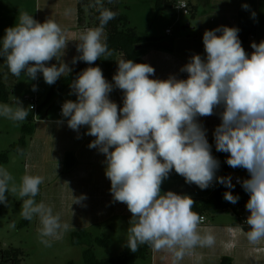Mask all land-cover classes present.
I'll return each mask as SVG.
<instances>
[{"label": "clouds", "instance_id": "clouds-1", "mask_svg": "<svg viewBox=\"0 0 264 264\" xmlns=\"http://www.w3.org/2000/svg\"><path fill=\"white\" fill-rule=\"evenodd\" d=\"M97 5L99 26L80 35V55L73 58V64L83 61L92 65L111 55L105 26L116 13L104 8L102 0H95L93 6ZM238 32V28L227 26L205 30L206 58L191 56L180 69L187 73L186 79L175 75L153 79L155 69L150 64L121 58L112 78L114 84L96 66L84 69L70 85L77 100L63 103L62 116L76 132L86 126L85 134L94 137L88 147L105 155L113 201L125 204L131 213L125 246L133 253L148 245L155 251H170L179 261L198 246L215 244L214 235L199 231L203 218L193 211L194 200L173 191L162 192L161 186L174 170L186 183L202 190L214 180L234 188L231 176H216L219 161L212 155L206 129L198 122V117L212 116L217 108L222 111L213 134L216 150L228 154V166L243 168L250 176L237 180L249 194L246 237L253 244L264 240V40L253 42L249 55ZM67 43L56 21L40 23L22 12L18 22L5 29L0 56L13 76L23 73L35 80L42 73L44 81L52 85L71 72L60 62ZM54 58L58 64L46 66ZM114 87L123 92L122 107L109 98ZM15 101L14 106L0 104V116L24 121L32 106L25 108ZM43 180L42 176L24 175L17 185L12 174L0 167V204H8L6 193L21 200L20 215L29 222L39 218L40 242L50 247L45 237H57L73 225L62 224L51 207L36 202ZM85 199L84 195L74 197L73 204ZM224 199L235 204L239 197L227 191Z\"/></svg>", "mask_w": 264, "mask_h": 264}, {"label": "crops", "instance_id": "crops-1", "mask_svg": "<svg viewBox=\"0 0 264 264\" xmlns=\"http://www.w3.org/2000/svg\"><path fill=\"white\" fill-rule=\"evenodd\" d=\"M185 1L189 3L192 16L197 15L198 12L207 13L214 10L218 16L223 18L224 21L213 25L212 29L224 26V23L236 28L238 17L243 15L254 24L257 30L258 18L261 14L264 16V9L261 7L262 0ZM77 2L78 0H38V22L43 23L47 19H52L64 30L68 43L60 62L66 63L71 68V72L85 64L83 61L72 63L73 58L80 55L77 52L80 35L89 28H95H83L78 25ZM244 5L248 7L245 8ZM189 26L191 25L189 24ZM133 28L135 29V27ZM166 30L165 34L159 37L169 38L173 35V32L169 35L166 34ZM260 37L257 30L256 34L242 45L246 53L251 54L253 51L251 44L253 42L259 44L262 41ZM121 58L127 59L122 53L103 56L92 65L86 63L78 75L87 67L98 66L102 69L106 80L114 84L112 78L118 68L117 62ZM190 58L178 54L174 49L169 51L164 48L150 49L143 57L144 61L155 69V74L151 77L153 79H167L170 75H175L178 79H186L187 73L181 72L180 69L189 62ZM52 64H58V61L54 58L46 66ZM3 71L6 76L7 67ZM63 77L61 76L58 80ZM54 84H47L42 73H38L36 93L43 95L45 101L39 102L40 98L37 96L26 95L25 97L36 108V110L33 108L35 110L33 116L35 131L28 138L27 151L24 154L25 175L42 176L44 178L42 188L48 191L41 198L50 197L53 201H62V205L68 209L69 213L74 208L71 216L79 215L82 217L81 219L87 218L96 224L102 218H109L114 215L131 216L125 204L113 201L110 192L111 182L105 175L106 157L98 149L88 147L94 137L85 134L87 127H81L79 132H76L67 126V118L63 117L62 113L59 114L60 106L67 100L76 101V95L68 85L65 89L50 96ZM109 98L119 107L123 106V92L120 89L114 87ZM53 103H56L57 112L55 115L53 114ZM221 111V108H217L212 116L198 117V122L206 129L208 143L214 136L215 128L221 123L219 115ZM52 143L55 144L52 145ZM70 154L74 155L75 165L71 171L67 172L65 171L66 159ZM215 158L219 161L217 157ZM216 176L221 177L220 161ZM218 185L219 182L214 180L212 185L202 190L195 184L186 183L185 179L173 170L162 183L161 191H173L194 199H204L210 197ZM81 195L86 196L82 204H73L74 197ZM245 208L246 206L241 210V213L244 217H248L250 213H245ZM82 210H84V214L79 213ZM94 210H97V216H94V213L91 216L86 214L87 211L93 212ZM101 210L102 214L98 215ZM206 218L207 223L200 224L199 231L201 234L209 232L214 235L216 242L212 247L198 246L190 250L179 261L174 260L170 251L152 249L147 260L150 259L151 264H220L222 258L229 257L233 264H264V240L256 244L250 243L246 237L247 230L238 222L231 210L220 211L213 218L209 216Z\"/></svg>", "mask_w": 264, "mask_h": 264}, {"label": "rangeland", "instance_id": "rangeland-1", "mask_svg": "<svg viewBox=\"0 0 264 264\" xmlns=\"http://www.w3.org/2000/svg\"><path fill=\"white\" fill-rule=\"evenodd\" d=\"M117 4L123 19L129 25L135 27L138 35L159 37L165 34L166 28L171 27L173 35L168 39L172 40L173 49L178 54L186 57L202 54V58H206L202 39L203 33L205 30H212L213 25L224 21L214 10L207 13L198 12L194 16L192 14L188 16L179 15V19H177L175 8L161 11L157 8L155 0H117ZM38 7V0H0V40L3 39L5 29L14 26L18 22V17L22 12L29 13L38 21ZM261 7L264 9V0H262ZM258 21L257 30L260 33V38L264 40L263 14L259 16ZM224 26L231 27L226 23H224ZM236 28L239 29V23ZM219 34L217 33V35ZM6 67L5 58L0 56V70H4ZM5 83L9 85L11 95L8 102H0V104L14 106L15 99H18L25 108H28L32 106V103L26 100V95L37 96L40 98L39 102L45 101L43 95H37L36 90L33 91V86H38L36 85V79L32 80L23 73L20 77H16L8 70ZM53 104V114L55 115L57 112L56 103ZM34 115L35 110L32 106L28 117L24 121L15 122L0 116V167L6 168L12 174L17 185L20 183V178L26 174L24 155L10 149L12 144L19 141L22 136L23 125L30 122ZM54 144L52 143V145ZM2 153H7L8 159L2 160ZM246 173L245 169L239 168L236 172L231 173L232 181L243 178ZM42 186L44 185L39 186V194L35 197L36 202H42L51 207L53 214L60 216L62 224L68 223L73 227H70L66 232L59 233L57 237H45L51 243L50 247L45 246L40 242L39 230L41 225L39 218L34 217L30 222L23 219L20 215L22 201L16 196L6 193L8 204H0V243L5 248L10 246L20 248L24 253L21 264H84L86 246L75 245L72 242V233L80 230H88L94 237L107 238L110 241L109 250L95 244L93 250L98 259L117 258L121 255L127 241V229L131 216L114 215L109 218H102L97 224L87 218L81 219L82 217L79 215L76 217L71 216L74 208L69 213L68 209L62 205V201H53L50 197L41 198L48 191ZM79 213L84 214V210ZM93 213L94 216H97V210L86 212L89 216ZM100 213L102 214V210L98 215ZM245 213H249L246 208ZM12 224H15L14 228L10 227ZM137 264H151V260H138Z\"/></svg>", "mask_w": 264, "mask_h": 264}, {"label": "trees", "instance_id": "trees-1", "mask_svg": "<svg viewBox=\"0 0 264 264\" xmlns=\"http://www.w3.org/2000/svg\"><path fill=\"white\" fill-rule=\"evenodd\" d=\"M156 6L161 11L166 9L175 8L179 0H155ZM103 7L110 9L116 13L115 19L111 20L106 26V42L111 54L122 53L127 59H131L136 63H146L143 59L144 55L150 49L164 48L169 51L173 50L174 44L172 40L165 37H154L146 35H138L136 30L129 26L119 12L117 0H102ZM95 0H78L77 2V14L78 25L83 28L97 27L99 26V5L93 6ZM239 39L241 44H245L251 36H254L257 32L254 24L245 16H239ZM86 64V63H85ZM84 64V65H85ZM84 65L70 72L67 76H64L58 80L50 91V96L56 92H60L65 89L70 83L77 77L78 73L84 67ZM5 73L0 70V102H8L11 89L4 81ZM35 131L33 119L23 125L22 136L19 141L12 144L11 151H15L21 155H24L27 151L28 138L33 135ZM209 145L211 146V152L214 157H217L221 165V177L231 176V172L238 168H232L227 165L226 159L228 154L218 152L215 147L214 136L210 139ZM7 153H2V160H6ZM75 165V158L73 154L67 156L65 171H71ZM249 173L247 172L241 182L245 179H249ZM234 188L229 189L225 185L219 183L214 193L204 199H194L193 211L197 212L200 216H209L213 218L218 212L231 210L237 217L238 222L244 227L245 230H249V226L245 223L247 217H244L241 210L246 206L249 200V194L243 189L242 183L235 184L232 181ZM231 191L234 196H238L239 199L235 204H232L224 199V193ZM72 242L75 245H84L86 249L84 251L85 262L84 264H137L138 260H145L150 256L152 248L148 245L140 246L136 253L131 252L126 246L123 252L117 258L98 259L93 250L95 244L103 246L106 250H109L110 241L107 238L94 237L88 230H80L72 233ZM23 251L16 247H3L0 243V264H21L23 259ZM75 264V263H71ZM220 264H233V261L229 257H224Z\"/></svg>", "mask_w": 264, "mask_h": 264}, {"label": "built area", "instance_id": "built-area-1", "mask_svg": "<svg viewBox=\"0 0 264 264\" xmlns=\"http://www.w3.org/2000/svg\"><path fill=\"white\" fill-rule=\"evenodd\" d=\"M181 3H183V4L185 5V7H183V8L180 7ZM175 9H176V11H177V19H179V17H178L179 15H186V16H188V15H191V14H192V12H191V8H190V6H189V3H188L187 1H185V0H179L177 6L175 7ZM171 33H172V29H171V28H168V29L166 30V34L169 35V34H171ZM60 107H61V110L59 111V114L62 113V105H61ZM33 108L36 110L35 107H33ZM237 180H238V179L234 180L235 184H240V183L237 182ZM239 180L241 181L242 178H239ZM201 217L203 218L201 224H205V223H207V218H206V216H201Z\"/></svg>", "mask_w": 264, "mask_h": 264}]
</instances>
